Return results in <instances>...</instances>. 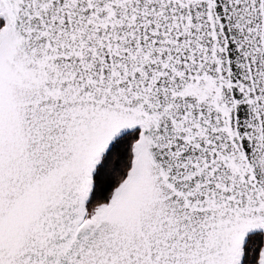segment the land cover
I'll return each mask as SVG.
<instances>
[{
	"label": "snow or ice",
	"instance_id": "6c2138e0",
	"mask_svg": "<svg viewBox=\"0 0 264 264\" xmlns=\"http://www.w3.org/2000/svg\"><path fill=\"white\" fill-rule=\"evenodd\" d=\"M0 264H264V0H0Z\"/></svg>",
	"mask_w": 264,
	"mask_h": 264
}]
</instances>
